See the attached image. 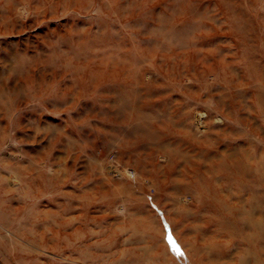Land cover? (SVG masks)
Returning a JSON list of instances; mask_svg holds the SVG:
<instances>
[{
  "label": "rangeland",
  "instance_id": "1",
  "mask_svg": "<svg viewBox=\"0 0 264 264\" xmlns=\"http://www.w3.org/2000/svg\"><path fill=\"white\" fill-rule=\"evenodd\" d=\"M196 48L247 62L229 98L248 101L253 141L221 151L264 163V0H0V264H264V168L250 199L188 142L169 168L165 125L133 122L154 87L130 63L177 68Z\"/></svg>",
  "mask_w": 264,
  "mask_h": 264
},
{
  "label": "bare ground",
  "instance_id": "2",
  "mask_svg": "<svg viewBox=\"0 0 264 264\" xmlns=\"http://www.w3.org/2000/svg\"><path fill=\"white\" fill-rule=\"evenodd\" d=\"M196 51L203 56L201 48H196ZM113 59L119 64L127 61L123 55H117ZM172 59L175 60V56ZM190 59V57L184 58L182 65L177 66V68H175L177 60L174 61L171 67L168 64H159L157 61L155 64L153 63L154 60L148 63H130L128 75L134 81V87H137L142 82L143 77L148 85L154 87V91L150 92L148 97H145L146 103L153 104L150 107L153 108V111L144 112L137 108L135 110L136 120H133V122L139 127L148 123L162 122L165 125V127L159 128L160 130L153 131V138L157 143V152L165 157L169 168H175V159L178 156H182L179 153V148L182 142L186 144L188 142L191 146L201 147L202 152L199 153L202 156L201 165L204 164L203 166L208 168L207 172L212 174V176L216 173V179L233 180L232 184L235 187L237 186V190H240L243 186L237 183V180L234 181V179L241 180L245 178L246 187L250 191L249 197L253 199L256 196L253 186L261 182L263 178L261 177V171L264 168L263 161L257 159L256 161L254 160L253 165H250L248 161L253 159L251 153H245L244 158H241V160H233L229 154L221 151L222 148H231L232 145L240 142L250 143L253 141L252 130L254 126L243 124V119L246 118L242 113H245V109L249 107L244 106L248 101L239 89L235 92L238 100L237 107L233 106V109L230 108L233 100L229 98V94L233 91L232 76L237 75L234 67L239 68L241 66L240 69L246 73L247 62L241 59L235 60L232 66L225 58L220 57H218L219 63L205 56L199 59L198 62H192ZM158 60L160 62L164 61V54ZM251 85L253 87H263L261 84L257 85L254 82ZM257 103L261 108L262 100L257 99ZM201 104H205L209 111L205 117H199L198 121L206 122L208 128L197 137L195 136L194 127L198 128V126L193 123L192 113ZM248 109L247 116H251L252 112L250 108ZM261 111L264 116L262 108ZM212 116H215L217 120L221 118L222 123L211 122ZM179 135H181V138ZM174 137L176 139H173ZM183 137L187 141H184ZM209 137L211 138L210 140L205 139ZM218 156L219 158H216ZM251 175L253 176L251 177ZM197 181L200 189L204 188L206 181L199 179ZM237 197L240 199L239 195ZM200 200L201 198L199 197ZM249 222L251 224L250 228L256 233L258 224L253 221ZM243 224L237 228L239 232L241 228L243 231L245 227Z\"/></svg>",
  "mask_w": 264,
  "mask_h": 264
}]
</instances>
